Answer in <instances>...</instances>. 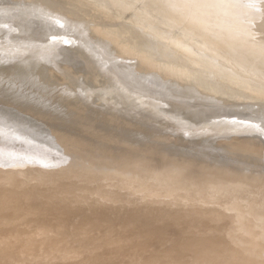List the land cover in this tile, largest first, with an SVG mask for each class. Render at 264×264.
Segmentation results:
<instances>
[{"label": "bare ground", "instance_id": "1", "mask_svg": "<svg viewBox=\"0 0 264 264\" xmlns=\"http://www.w3.org/2000/svg\"><path fill=\"white\" fill-rule=\"evenodd\" d=\"M3 1L1 5H6L8 3V0H5L6 3H3ZM114 1L122 5L128 0ZM29 2L27 4H29ZM133 2L143 6L141 10L145 12V14H148V19L153 18L155 20L156 17L157 19L158 17L161 18L162 25L164 26L165 24L169 25L168 23L180 25L185 23L186 29L193 31L213 46L211 55L214 52V58L216 56L214 54L223 53L226 55L224 59L227 60V62H225L228 65L238 67V70L240 68L239 71L241 72L245 69L246 72L254 76L256 74L257 76H262V78L264 77V0H133ZM156 6L157 8L153 9V7ZM43 17L44 15L40 18V22L44 21ZM154 20L153 22L155 24ZM159 22H161L160 19ZM146 23L148 24L150 22ZM154 24H152L153 27ZM158 24L159 23H157V25ZM159 25L161 26V23ZM152 26L150 23L149 27L152 28ZM155 29L157 28L155 27ZM163 30L165 31V29ZM164 31H161V35H164ZM158 33H160L159 30L157 31L156 39H159L158 35L160 34ZM57 35L59 34L57 33ZM48 41H43L39 36V39L35 42L28 40V44H30V47L34 48L33 50H37L43 47L42 45L50 43ZM58 41V43H70L73 46L76 39L71 35L70 29L67 28L60 30ZM105 42L106 41H103L102 43L106 44L107 42ZM44 49L48 48H43V50ZM198 50H200V47ZM198 50L195 51L197 52ZM24 51L26 50L24 49L21 53L24 54ZM8 52H11V54L13 53L11 48H7L0 53L6 54L7 56ZM80 52L81 50L78 53ZM26 53L28 54L27 51ZM11 54L9 58L10 63L13 61L11 58H13L14 61L19 59L18 61L20 62L17 63L18 61H16L18 65L15 67H12L15 64L11 63L12 68L8 66L9 70L4 74L5 76L8 75L7 78H4L2 74L4 79H0V264H79L80 256H76L69 249L78 247L75 245L76 241L67 238L69 237L68 234L73 231L71 225L74 226V223L77 226H83L87 234L91 233L92 235L94 233L96 237H98L96 240L100 241V245L106 247L102 255L95 254V262L93 264H101L99 262H102L104 259V264H120L121 262L124 263L132 259L140 260L147 254H152L154 252L153 248L148 249L150 244L148 242H152L153 244L155 242L153 240L155 237L161 240V237L156 236V230L158 234L160 233L159 230L156 229V223L164 222L162 220L156 221V219L165 218L164 216L158 217L163 211L161 208L166 210L163 211L162 214L168 213L171 217L177 219L180 216H183V219L184 216H190L192 219L204 221L206 215L211 213L213 215H218L220 213L223 215L234 214L238 218L241 217V214H247L250 218L253 217L257 220L264 219L263 161H260V163L262 162L263 164H257L254 161L246 163V161L243 162L237 158V160H234L233 157H228L232 158L228 159L226 158L227 156H225L226 159L223 160L224 156H222V158L219 154L218 155L221 157L219 160L221 159L223 161H218V159H215L217 157H214L218 150L216 151L215 149L216 153L214 150L212 151L213 155L215 154L214 156L208 151L206 152L208 153L207 156L206 153L204 156V151L202 152L204 149L202 148H198L199 150L197 149L199 154L200 151L202 152L201 155L193 151V154L195 153L198 155V157L197 155L195 157L192 151H190L191 154L188 152L189 149L191 150V147L188 145L187 147L189 149L186 147L188 150H185V152L172 151L177 147H179L176 149H179L178 151H181L180 147L181 149H185L187 142L184 139H186V137L182 135H177L176 138H178V141L182 138L181 141L183 142L184 140L186 144L183 142V144H181L182 146H179L180 143L177 141L178 146L173 147L172 143L176 141H172L169 147L171 146L173 149L171 150L170 148L169 150V148L164 149V144L160 143V145L158 143V145L163 146L160 148L156 145V141L162 140V137L160 139L151 138L144 130L135 131L132 129L133 127L123 125L119 122H103L100 120L101 118H95L91 115L90 109L86 103L91 102L92 98L90 95L83 92L84 89L80 90L81 93H83L81 95H79L80 91H78V93L76 92L78 87L76 85L77 80L74 74L71 75L68 73L69 69L67 71L64 70L66 68L62 70L57 69L55 73L51 74V72L44 69L43 63L45 60L41 58V56H38L39 60L35 59L39 53L33 56V58H28L26 56L28 59L24 57L25 59L22 61L20 58L15 59L13 56L11 57ZM208 55L210 56V54ZM211 58L210 56V59L206 57V60H201L203 67L205 66L204 68H206L207 71L203 74L199 71L200 75L195 78L196 80L191 81V84L200 83L206 90H219L220 93H225L228 88L223 86L220 82L231 81V79L234 80L235 78L242 77V73L240 74L237 69V72L233 73L234 71L231 72V70L234 67L230 69L226 66L228 71L230 69L228 72L226 68L222 69L225 65H222L223 67L221 66L219 70H216V62L211 60ZM7 60L8 59H6V61ZM197 61L200 62L197 58L193 59L195 64L198 63ZM221 61L219 62L221 63ZM9 62L7 63L9 64ZM222 62L224 63V61ZM92 64L94 66L90 67H94L93 69L99 73L100 71L106 73L112 71V68L103 66V63L101 64L99 60ZM93 69L92 72L96 74L97 72ZM211 69H213V71L209 73L208 70ZM168 71L167 69L161 72L163 74H160L159 79L161 77L164 78L168 74ZM56 73L67 79H64V81L69 82L67 85L71 84L70 86L68 85L69 88H67L66 83L64 82V84L63 79H61L60 76L58 77ZM210 74H216L220 82L215 85L211 84L209 79L212 77H209ZM135 76H137L135 70H128L125 72L123 79H125L124 81H126L128 85L131 84L133 88L136 89V92H134L137 96L136 98H142V96L147 95L150 86L141 81L137 82ZM58 78L62 80V84H64L62 86L64 87L60 85V80ZM118 80L120 79L118 78ZM258 80L259 79L256 80L257 83L264 85V81L259 82ZM19 82H21L22 86L17 85L20 84ZM166 82L168 83V78ZM124 84L127 85L125 82ZM124 84L122 83V88H124ZM166 84L164 86H166ZM71 86L72 88L70 89ZM49 91L51 94L55 91H58L57 93L60 95L64 94V92L69 94L68 105L66 104L67 101L64 102L61 97L58 100L57 97H55L56 94L52 95L55 98L50 97L51 94L47 96V92L50 93ZM129 92L131 91L129 90ZM70 94H73L72 96L78 95V97H72ZM195 94L199 95L198 93ZM210 96L204 97H208V99L212 98ZM242 96H244V94ZM51 98H53L54 101L57 99V103H53L54 101ZM174 98L177 99V97ZM261 98L263 99V97ZM143 99L145 98L143 97L142 100ZM237 99L239 100V95ZM237 99H233L232 103H235ZM247 99L249 98L247 97ZM226 100L227 99H225V103H227ZM250 100L253 104L251 97ZM255 100L257 99L255 98ZM243 101L246 100L243 99ZM248 101L249 100H247V102ZM251 101H249V103ZM209 102L212 103L211 101ZM209 102H207L208 105ZM221 102L223 101L221 100ZM148 103L150 104L149 100ZM228 103L230 104V102ZM239 103L242 104V101ZM187 105L189 104H186V106ZM205 116L204 113L198 112L194 114L193 121L202 123V119H204ZM230 116L244 117V114L242 111H238L236 113H231ZM258 116L256 115V117ZM247 118L252 120L254 117L248 116ZM91 119L100 120L94 122L96 128L92 127V122L95 120ZM261 120L262 122L264 121V113H262ZM154 123L155 122L149 121L143 126L145 128L155 127L156 125H154ZM118 125L120 127H116ZM255 130L262 137V140H264V122L262 125L260 124V127H255ZM210 132L206 134L209 135ZM174 135L175 134L172 136ZM22 139L24 140L22 141ZM152 139H155L154 142L151 141ZM228 140L226 143H228ZM198 141L196 140L197 143H200ZM202 141V143H208V138ZM234 141L232 144L233 148H237ZM240 141L242 142L243 139ZM240 141H238L239 144H241ZM223 143L226 144L225 142ZM202 145L204 144H201V146ZM195 146L197 145L195 144ZM195 146H192V148ZM225 148L227 147L224 145L222 149ZM261 148H263V146ZM184 149H182V151H184ZM192 150H194V148ZM242 150L243 149H240V151ZM252 150L260 152V149ZM261 152L264 153L262 150ZM249 159L251 160V158ZM113 168L121 169V174H123V176L119 175L120 177L122 176V178H119L121 181L116 184L112 181L114 177L113 174L116 173ZM17 169L21 170V172H18ZM14 171L18 172V174H14ZM15 175L17 177H15ZM20 176L22 177L20 178ZM118 187L124 188L120 190ZM125 189L129 191L127 190V192H125ZM159 207L162 211H158ZM73 209H75L77 216L73 215ZM84 210L89 211L80 213ZM11 213H13V215H10ZM203 216H205L204 219L202 218ZM208 216L207 218H209ZM34 217L38 219L32 221L31 219ZM189 218L187 220H189ZM15 219L17 220L14 222ZM39 219L41 220L40 223ZM23 220L26 222L23 223ZM210 221L211 223L213 222L212 226H221L218 224V219L214 217ZM263 223L264 222H262L261 225V227L263 226L262 231L249 229V231H245V234L241 237L239 235L237 236L236 229L240 226L236 223H234L233 229L226 228L227 230L217 229L215 231H204L206 229H201V226L198 228L196 225H190L193 230L195 228L198 233H205L202 242L211 256L213 254V256H215L216 254L218 258L227 259L231 264H254L255 262L264 264ZM171 228L172 230L174 229L170 227V230ZM177 228L180 229L178 226ZM178 229L176 231H178ZM172 230L170 232H172ZM160 231L167 235V231L164 228ZM176 231L174 229V233L172 232L173 234L170 232L168 233L171 235L175 234L172 237L177 238L181 232L179 233L178 231V233H175ZM161 233L160 235L162 236L163 234ZM128 234H134L135 240H127L126 237ZM190 234L192 236L193 233ZM64 235L66 238L63 237ZM171 235H169L170 238ZM181 235L180 238H183ZM198 235H196V239ZM251 237L257 243L249 241ZM164 239L162 240L164 241ZM191 239L189 235V240ZM199 239L198 241H200ZM123 240L129 242H124L126 244H123V246L127 245V249H130L128 246L130 242H139V246L140 243L141 245L148 243V245H146L147 248H145L143 252L141 249V251L139 250V247L138 249L136 248L134 251H140V253L137 254L132 252L133 249L131 248V254L135 253V255L122 258L124 255H128L124 254V251L119 250V245L123 243ZM155 240H158V242L160 241L159 239ZM92 241L94 240L91 239V242ZM194 241L195 239L193 243ZM167 242L169 241L167 240ZM179 243H182V241ZM183 244L186 245V242H183ZM195 244H197L196 241ZM203 244L201 243V246L199 245L201 250ZM176 245L178 247L177 242ZM204 245L203 248H205ZM166 246L168 247V245ZM175 246L170 245L172 248ZM189 247L190 246H188V249ZM160 248L162 251L163 246ZM172 248H170V250L167 249L168 252L172 251ZM190 248H193V245ZM163 249L165 251V248ZM199 249H193V251ZM204 250L203 252L200 250L199 252L197 251L198 257L199 253L204 255ZM126 253H128V251ZM81 254H83V252ZM168 254H170V252ZM164 255L167 254L165 253ZM206 255L208 254L206 253ZM172 256L177 257L175 254H172ZM74 258H77V260H74ZM180 258L182 259V257ZM85 259L91 261L92 256L90 255L89 258L85 256ZM144 259L146 261V258ZM200 259L198 258V261ZM151 260L145 263L156 264V262L159 261L157 258L153 260V262ZM206 260L201 261L206 263ZM170 261L171 263H168V261L167 263L179 264L178 260H173V257ZM186 261L189 262L187 259ZM132 263L134 262L132 261ZM201 264L203 263L201 262Z\"/></svg>", "mask_w": 264, "mask_h": 264}, {"label": "rangeland", "instance_id": "2", "mask_svg": "<svg viewBox=\"0 0 264 264\" xmlns=\"http://www.w3.org/2000/svg\"><path fill=\"white\" fill-rule=\"evenodd\" d=\"M2 1L0 0V23H1L0 24V52L6 50L7 48L8 49L11 48L14 54L13 53L11 54V52H8V55L6 56V54L0 53V62L2 63V64L0 63V66H2V67H0V73H1L0 77H2V74H3V77L7 78L8 75L5 76L4 74L6 71L9 70L8 66H9V68H12V67H15L16 65H18L17 63L20 62V61H18L19 60L18 58H20L22 61L25 59L24 57H26V56L28 58H33V56H35L39 53L36 57L41 56V58H43L45 60V62L43 63V67L46 71L51 72V74L55 73V71H57V69L62 70L64 68H66V69H64L66 71L69 69L68 70L69 74H71V75L74 74V77L77 80L76 85L78 86L76 89L77 90L76 92L78 93V91L84 89L83 92H85V93H87V95L91 96L92 101L86 103L88 108L90 109V113L95 118H99V119L101 118L100 120L103 122H108V123L112 122V121L113 122H119L123 125H128V126L133 127L132 129L135 131H143L144 130L147 133V135H149L151 138H156V139L159 138L160 139L162 137L161 138L162 140H157L156 141L157 143L155 142L156 145L160 148H162L164 146L165 147L164 149L169 148V150H170V148H171V150H172L174 146H178V143H180L179 146H182L181 144H183V142L185 140L187 142V144L184 142L186 144V146L183 145V146H185V149L182 148V149H184V151H182L181 147H180L181 151H178L179 149L176 150L179 147L175 148V150H172V151L185 152V150L187 151L189 149L187 147V145H188L189 147H191V150L190 149L188 150V152L190 154H191L190 151H192V154H193V151H196L195 153H197L198 155H201V153L204 151V156H205V153L208 151L211 153V155H213L212 151L213 150L215 151V149H216V151L218 150L216 156H214L215 154L213 155L214 157H217L215 159H218V161H223L228 157H233L234 160L238 159V160H242L243 162L246 161V163H248L249 161H254L257 164H263L264 163V153L261 152V150L264 152V140H262V137L255 130V127H260V124L262 125L264 122V121L262 122L263 119L261 120L262 113H264V100H263L264 99V85H260L256 81L257 79H259L258 80L259 82L264 81V77L262 78V76H257L256 74L254 76L253 74L246 72L245 69H243V70L241 69L242 70V72H241V71H239L240 68L238 70V67H235L233 65L232 66L228 65L226 63L227 60L224 59L226 55L223 53L214 54V55H216L214 58V56H213L214 52L211 55V51H212L213 46H211L207 40L201 38L199 35H197L193 31L186 29L185 23H183L181 25L168 23L169 25L165 24V26L167 25L165 27L164 25H162V20L159 17H158V19L156 17L155 20L153 18L148 19L149 18L148 14H145V12H142V10H141V8L143 6H141L139 4H135L133 2V0L125 1L122 5H119L114 0H28V1L27 0L26 1L25 0H15V1L8 0L7 1L8 3L6 5H1ZM28 2H29V4H27ZM3 3H6L5 0L3 1ZM64 3H65V5H64ZM8 4H10V5H8ZM44 6H46V7H44ZM49 7H50V9H49ZM156 8H157V6L153 7V9H156ZM140 11H141V13H140ZM43 15H44V17H43L44 21L40 22L41 21L40 18ZM45 15H46V17H45ZM159 19L161 22H159ZM153 20L155 21V24H154ZM146 22H150L151 26H152V24H154V27L152 26L153 29L149 27L150 23H148L149 24L148 25ZM157 23H159V24L161 23V26L159 24H158L159 25L158 26ZM10 24H13V25H10ZM155 27L157 29H155ZM67 28L70 29L71 35L74 36L76 39L73 46L70 43L69 44L58 43L60 30H62V29L64 30ZM163 29H165V31ZM158 30L160 32L158 34H160V35L162 34L161 31H164L163 33L165 36L164 35H161V36L158 35L159 39H156V35H157ZM57 33L59 35H57ZM39 36L41 39H43V41H48L50 39L48 41L50 43L44 44V45H47L48 47L42 45L43 47H40L37 50L36 49L33 50L34 48L30 47V44H28L29 43L28 40L35 42V41H37V39H39ZM162 36H164L163 37L164 39L161 38ZM103 41H106L107 43L105 42L106 44H103L102 43ZM199 47H200V50H198ZM203 47H204V50H203ZM43 48H48V49L43 50ZM24 49L28 52V54L26 53V51H24V54L21 53ZM27 49H29V50H27ZM41 50H43V51H41ZM80 50H81V52L78 53ZM195 50H198V51L196 52ZM10 54H11V57L13 56L15 59H18V60L14 61V59L11 58L13 60V61H11V63L15 64L14 66H12V64L9 62ZM206 54H207V56H206ZM208 54H210V56L212 57L211 60L216 62V67H215L216 70L217 69L219 70V68L222 65L223 66L225 65L224 68H222V69H225L226 66H227V68H230V69L232 67H234V68H232L231 72L234 71L233 73H235L238 71L240 74L242 73L241 74L242 77L235 78L234 80L231 79V81L229 80V81H221V82L219 81L216 74L215 75L214 74L209 75V77H212L209 79L211 84L215 85L216 83L220 82L223 86L228 88V90L225 91V93H220L219 90H212V89L206 90L202 87V84H200V83L191 84V81L196 80L195 78L200 75L199 71L202 74L207 71V69L204 68L205 66L203 67L201 60L202 61L206 60V57H208V59H210V56ZM199 55H201L202 57ZM27 57H26V59H28ZM36 57H35V59L39 60V57L38 58H36ZM203 57H205V58H203ZM192 58L193 59L197 58L200 62L197 61L198 63L195 64L193 62ZM6 59H8V60L6 61ZM82 59H83V61H82ZM97 59L100 61L101 64L103 63V66L112 68V71L110 73L100 71V73H99L98 71L93 69L94 67H90V66H94L92 63H94L95 61H98ZM50 60H51V62H50ZM221 60L224 61V63ZM16 61H18V62L16 63ZM219 61H221V63H223V64H221ZM7 62H9V64ZM50 64H51V66H50ZM6 68H7V70H6ZM90 68H91V70H90ZM227 68H226V70H227ZM92 69L94 71H96L97 73L94 74L92 72ZM96 69H97V67H96ZM167 69L169 70L167 72L168 74L164 78L161 77L159 79L160 74H163L161 72H163L164 70H167ZM230 69H229V71H230ZM236 69H237V71H236ZM128 70H135L136 71L137 76H135V80L137 82L141 81L143 83H146L148 86H150L148 91H147L148 92L147 95L142 96V98L144 97L145 99L142 100V98H136L137 96L134 93V92H136V89L133 88V85H131V84L128 85L127 82L124 81L125 79H123V76L125 75V72H127ZM1 71H4V72H1ZM208 71L210 73L211 71H213V69L208 70ZM243 74H246V75H243ZM59 76L60 75H58V77ZM61 76H60V78L63 79V83L65 82L67 88H69L68 85L70 86L71 84L67 85V83H69V82L64 81V79H66V78L63 76L61 77ZM3 77L0 79H4ZM79 77H80V79H79ZM118 78L120 80H118ZM167 78H168V83L166 82ZM61 79H59L61 81V82L59 81V83L62 86L65 83L62 84ZM121 80H122V82H121ZM222 80H224V79H222ZM3 81H5V80H3ZM124 82L128 86L125 85ZM19 83L20 84H17L18 86L21 85V82H19ZM122 83L125 85L124 86L125 89L122 88V86H123ZM165 84H166V86H164ZM263 84H264V82H263ZM170 85H171V87H170ZM131 86H132V88H131ZM62 87H64V86H62ZM128 87H130V88H128ZM71 88H72V86L70 87V89ZM129 90L131 92H129ZM114 91H116V92H114ZM57 92L56 91L54 93L52 92L53 94H51V92L50 93L47 92V96L49 94H51L50 97H53L52 95L56 94L55 97H57L58 100L61 97L64 102L67 101L66 104L68 105V98L70 97L69 94H66L65 92H64V94H62V92H61L62 95H60ZM193 92H194V94L198 93L199 95H197V94L194 95ZM81 94H83V93H81V91H80L79 95H81ZM111 94L112 95L114 94L113 95L114 97ZM210 94H211V96H210ZM243 94H244V96H242ZM70 95L72 96L73 94H70ZM174 95H176V96H174ZM238 95H239V100L237 99ZM186 96H188V97H186ZM204 96H208V97L210 96L212 98L208 99V97H206L207 98L206 99ZM260 96L263 97V99ZM55 97H53V98H55ZM72 97L77 98L78 95L72 96ZM174 97H177V99ZM228 97H229V100H228ZM230 97H232V98H230ZM247 97L249 99H247ZM250 97L253 100V104H252V101L250 100ZM253 97H254V99H253ZM53 98H51V99H53ZM255 98L257 100H255ZM57 99H55V101L53 99V101H54L53 103L58 101ZM225 99H227L226 100L227 103H225ZM233 99H237V101L235 103L233 102L234 105H236V106H234L232 103ZM243 99L246 101H243ZM148 100L150 101V104L148 103ZM205 100H206V102H205ZM214 100H216L217 102ZM221 100L223 102H221ZM247 100H249L251 102L249 103V101L247 102ZM209 101H211L212 103H210ZM238 101L239 102L242 101V104L239 103ZM207 102H209V105L207 104ZM218 102H219V104H218ZM228 102H230V104ZM245 102H247V103H245ZM190 103L192 104V106ZM223 103L226 105H224ZM254 103H256V104H254ZM186 104H189V105L186 106ZM199 104H202V105H199ZM196 105H198V106H196ZM204 105H206V106H204ZM238 111H242L244 114V117H235V116L231 117L230 116L231 113H236ZM198 112H202L206 115L204 117V119H202L203 120L202 123H197V122L193 121L194 114H196ZM132 113H135V114H132ZM246 114L247 115L249 114L248 116H252L254 118L252 120L248 119L247 118L248 116ZM256 115L257 116L259 115V116L256 117ZM91 120H95L92 122L93 126L91 123L92 127L96 126V124L94 122L100 121L98 119H91ZM149 121L155 122L156 124L154 123V125H156V126L150 127V128H145L143 125ZM116 127H120V126L118 125ZM207 132H210V134L207 135L206 134ZM173 134H175V135L172 136ZM177 135L185 136L186 139H184L182 142L181 141L182 138H180V140H179L180 142H179L178 138H176ZM204 135H205V137H204ZM207 138H208V143L207 142L202 143L203 142L202 140L207 139ZM228 138H229V140H228ZM232 138H233V140H232ZM172 139H174V140H172ZM234 139H235V141H234ZM242 139H243V141L241 142L240 140H242ZM17 140H18V138H17ZM23 140L24 139H22V141ZM154 140L155 139H152L151 141L154 142ZM196 140L197 141L199 140L198 142H200L201 144H204V145L201 146V144L197 143ZM227 140H228V143H226ZM172 141H176V142L172 143L173 147H171V146L169 147V145H171L170 143ZM177 141H178V143H177ZM233 141H234V144H236L237 148H233V145H232ZM238 141H240L241 144H239ZM219 142L220 143L225 142L228 146L230 145L229 146L230 148L226 144H224V143L220 144ZM158 143L159 144L161 143L164 145L160 146L161 144L158 145ZM217 143H219L222 147ZM166 144H168V145H166ZM195 144L197 146H195ZM224 145L227 148L222 149L224 147ZM231 145H232V148H231ZM192 146H195V147H193L194 150H192L193 149ZM262 146H263V148H261ZM186 147L188 149H186ZM219 147H221V148H219ZM198 148L199 149L202 148L204 150L201 149L202 152L200 151V154H199ZM240 149H243V150L240 151ZM252 149H257V150L260 149L261 153L259 151L257 152V151H254ZM216 151H215V153H216ZM220 152H221V154H220ZM195 153L193 154V156L195 155V157H196L197 154H195ZM207 154L208 153H206V156H207ZM218 154L221 157L224 156V158L222 157L223 160H221V159L219 160V158H221V157ZM198 155H197V157H198ZM213 156L212 157L210 156V157L214 158ZM225 156H227V157L225 158ZM256 157H257V159H256ZM249 158H251V160ZM258 158H259V160H258ZM228 159H232V158H228ZM215 161H217V160H215ZM260 161H263V163L262 162L260 163ZM113 169L116 171V173L113 174L114 177H113L112 181L115 182L114 184H116L117 182L121 181V179H119V178H122L123 174H121V171H120L121 169L120 170H119V168H117V169L113 168ZM17 170H18V172H21V170H19V169H17ZM18 172L14 171V174L15 173L18 174ZM119 175H122V176L120 177ZM15 177H17V176L15 175ZM21 177L22 176H20V178ZM115 186H118V185H115ZM118 188H120V187H118ZM121 188H124V187H121ZM121 188H120V190H121ZM127 190L125 192H127ZM158 209H159L158 211H162V210L166 211L163 208H161L162 210H160V207ZM87 211H89V210H84V211H81L80 213L87 212ZM163 211H162V213H163ZM72 213H73V215L77 216V213H75V209H73ZM162 213L160 215H158L156 213L158 215V217H160V216L165 217L162 219H159L157 217L158 219H156V221L162 220L164 222L163 223L157 222L156 223V227H157L156 229H158L159 232L161 233L162 231H160V230H162L164 228L167 231V235H166V233L163 234V232H162L161 233V234H163L162 235L163 237H162L160 235V233L158 234V231L156 230V232H157L156 236L161 237V240H160V238L155 237L153 239L155 241L153 244H152V242H148L151 244V245L149 244L148 249L153 248L154 252L153 253L150 252L152 254H147L146 256H144L140 260L139 259H136V260L132 259V260L126 261L124 263L121 262L120 264H125V263L134 264L135 262H138L135 264H142V263L144 264L146 261H147L146 263H148V261L151 259H152L151 261L153 262V260H155L156 258L159 260V261L156 260V261H158V262H156V264H159V263L166 264L167 261H168V263H171L170 259L172 257H173V260H178L179 264H188V263L189 264H197L199 261L200 262L198 264H201V262L204 264L205 263L204 261L206 259H207L206 260L207 262L209 259L208 264H228V263L231 264V262L230 261L228 262L227 259L218 258V256L216 254H215V256H213L214 254L211 256L210 252H208V250L206 249L205 245L202 242L203 236L205 235V233L203 232L200 234L195 230V228H194V230H195L194 231L193 228L191 227V225L192 226L196 225L198 228L201 226L200 227L201 229L202 228L206 229L204 231H213V230L215 231L217 229H225V230H227L226 228L233 229L234 223H236L238 226H240L237 228L238 230L236 229L237 236L239 235L240 237L245 234V231L246 232L249 231V229L260 230V231L263 230V226L261 227V225H262V222H264V219L262 218V219L257 220L256 218H253V217L250 218V217H248L247 214H241V215L239 214L241 216L240 218H238L234 214H230V215L224 214L225 216L226 215L228 216V217L226 216L227 217V219H226V217L221 213L218 215L217 214L213 215L211 213L212 215L208 214L209 216L206 215V218H205V216H203L202 218L203 219L205 218V220L203 221V220H198V219H192V217H190V216H189L190 218L188 216H184L185 220L183 219V216H180L177 219V218L171 217L168 213H166V214H162ZM10 215H13V213H11ZM207 216L209 218H207ZM210 216L212 218L214 217V218L218 219V221H219L218 224H220L221 226H218V227L216 225L212 226L213 222L211 223L210 220L212 218ZM181 218H182V220H181ZM188 218L190 221L187 220ZM223 218H225V219H223ZM37 219H38L37 217H34L31 220L35 221ZM16 220L17 219H15L14 222ZM193 221H194V223H193ZM196 221H198V222H196ZM242 221H244V222H242ZM25 222L26 221L23 220V223H25ZM40 222H41V220L39 219V223ZM170 222H171V224H170ZM169 224H170V226H169ZM73 225L74 226L71 225V227L73 228V231L68 234L69 237H67V238L72 239L73 241H76L75 245H77L78 247L73 248V249L69 248V249L76 256L77 255L80 256L79 257V260H80L79 264H84V263L85 264H93L95 262V260H94L95 254L96 255H98V254L102 255L103 251L106 249V247L104 245H100V241L96 240L98 237H96V235L94 233L92 235H91V233L87 234V231L85 230V228L83 226H81V227H80V225L77 226L75 223ZM263 225H264V223H263ZM177 226L180 227V229H178ZM170 227H173L175 229V231L178 229L179 233L181 232V234L183 235L182 236L180 234L181 237H183L184 240H186V241H184L183 238H180V235H178L177 238L176 237L173 238L172 236H174L175 234L174 235H171V234L174 233V229L172 230V228H171V230L173 232L172 233V232H170L171 231ZM183 228H184V230H183ZM188 228H191V229H188ZM181 229H182V231H181ZM190 230L191 231L193 230V231L191 232ZM75 231H77V232H75ZM178 231H176L175 233H178ZM187 231H190V232H187ZM168 232H170L171 234ZM184 233H186V234H184ZM190 233H193L192 236ZM194 233L195 234L197 233L196 235L200 234L197 236V239H196V235ZM206 233H208V232H206ZM187 234L190 235V239L192 238L191 240H189V235H187ZM128 235L126 237L127 240H130V241L135 240L134 234H128ZM169 235H171V238ZM193 235L195 236V238ZM168 236H169V239H168ZM63 237L66 238L65 235ZM186 237L189 241L186 239ZM199 237H200V239H199ZM193 238L195 239L197 244H195V241L193 243V240H194ZM91 239L94 241L91 242ZM155 239H159L160 241L158 242V240H155ZM162 239H164V241ZM198 239L200 241H198ZM127 240H123V243H121L119 245V247H120L119 250L124 251V254H128L127 256L124 255L122 258L131 257L132 255H135V253L136 254L140 253L141 250L143 252V250L145 251V248H147L146 245H148V243L145 245H141V243H140V246H139V242L138 243L130 242V244H128L130 249H127L128 248L127 245L123 246V244H126L128 242ZM167 240L169 242H167ZM181 241H182V243H179ZM249 241H251L253 243H257L252 237L249 239ZM124 242H126V243H124ZM165 242H167V243H165ZM176 242H177L178 247L180 249L177 247ZM183 242H186V245L183 244ZM169 243L171 246L176 245L175 246L176 248L170 247ZM201 243L205 247V248H203V245H202V250L200 248ZM88 244H89V246H88ZM166 245H168V247L172 248L171 249L172 251H169L170 254H168L169 252L167 250V249L170 250V248H168ZM179 245H181L182 247ZM187 245L190 247L193 245V248L189 247V249H188ZM154 246H155V248H154ZM161 246H163V248H165V251L163 248L161 251V248H160ZM197 246H199V247H197ZM94 247H95V249H94ZM122 247L127 249V250L123 249ZM138 247H139V250L140 249L141 250L140 251L138 250V252H137V250L134 251L136 248L138 249ZM131 248L133 249V251ZM193 249H199L201 252H203V250L206 249V250H204L205 252L203 254L206 255V253H207L208 255H206L207 256L206 257V256L201 255L199 253V257H198L199 250H195L196 251L195 252V251H193ZM130 250L132 252H135V253L131 254ZM127 251H128V253H126ZM157 251H159L161 253H159ZM163 251H164V253H163ZM176 251H178L177 252L178 255H177V253H175ZM82 252H83V254H81ZM165 253L167 255H164ZM172 254L173 255L175 254L178 258L175 256H172ZM90 255L92 256L91 261H88L87 259H85V256H88V258H89ZM162 256H164V257H162ZM188 256H189V258H188ZM192 256H193V258H192ZM161 257H162V259H161ZM180 257H182V259ZM144 258H146V261ZM198 258L199 259L201 258V259L198 261ZM166 259H169V260H166ZM186 259L189 260V262L186 261ZM218 259L222 262H220ZM74 260H77V258H74ZM160 260H162V261H160ZM201 260H204V261H201ZM132 261L134 263H132ZM152 262H149V263H152ZM185 262H188V263H185ZM207 262L205 264H207ZM226 262H228V263H226ZM99 263L104 264L105 259ZM254 264H259V262H255Z\"/></svg>", "mask_w": 264, "mask_h": 264}]
</instances>
